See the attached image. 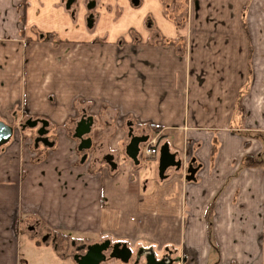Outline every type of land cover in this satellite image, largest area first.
I'll use <instances>...</instances> for the list:
<instances>
[{
    "label": "crops",
    "instance_id": "crops-1",
    "mask_svg": "<svg viewBox=\"0 0 264 264\" xmlns=\"http://www.w3.org/2000/svg\"><path fill=\"white\" fill-rule=\"evenodd\" d=\"M16 117L57 140L0 150V264H39L33 226L130 261L264 264V0H0V119ZM82 121L105 135L88 155ZM129 128L159 129L181 168L143 177L118 153Z\"/></svg>",
    "mask_w": 264,
    "mask_h": 264
},
{
    "label": "rangeland",
    "instance_id": "rangeland-1",
    "mask_svg": "<svg viewBox=\"0 0 264 264\" xmlns=\"http://www.w3.org/2000/svg\"><path fill=\"white\" fill-rule=\"evenodd\" d=\"M31 119L32 118L29 119V118H26V117H16L17 121L15 123L9 121L10 122L9 125H11L14 128V130H15L13 139L14 138L15 139L19 138V139H22L24 142L25 141L29 142L31 149L34 150V144L33 143H34V138L36 137L37 128L33 129V128H30L28 126H25L27 121L31 120ZM32 120H37V119H32ZM23 127H25V128H23ZM48 131H49V138L54 140V141H56L57 140V135H56V133H54V131L51 128L50 125H49V128H48ZM72 133H73L72 135L77 139L78 142H80L81 140H88L89 139L87 136H84V137L79 139L78 135L75 134L74 131H72ZM126 135L127 136L124 137V139L120 141V148L118 149V153L123 158H128L126 156V147L125 146H127L129 144L130 140L128 138V133ZM147 135L158 139V137L156 136L157 133H156V135L155 134L154 135L153 134H147ZM103 137H105L104 134H101L98 131L95 132L91 136L92 145L95 143L96 146H97L98 143H100L102 141ZM46 148L47 147L40 146L39 149L41 151H44V150H46ZM92 149L94 151L95 148H93V147L91 148L90 147L89 149L83 150L81 152L79 151V154L88 155L91 152ZM143 149H144V147H143ZM159 156L160 155H158V156H156L154 158H147L146 155H145V152L141 151V155H140V158H139L140 159V163H141V169H140L139 172H140V174L143 177H147L149 179L150 178L152 179V178H155L157 175H159V170H158V167H159ZM113 167L116 168L115 166H113ZM38 233H39V235H38ZM29 235L30 236L38 235L39 238L38 237L37 238L39 239L38 241H39L40 244H41V241L43 240V237L46 236V237L49 238L50 245L48 246V248L34 251V255L36 256V259H37L36 262H39V264H41L45 260H50V262L48 264H77L76 261H75V258H76L75 255L76 254H79V253L84 254V250H86L87 247L89 246L88 244L90 242H93L94 240L95 241L99 240V243H100V239L98 237H92V236L84 237L83 235L76 234V235H74L75 238H71V240H70V242L72 244L70 242L68 244H64L60 248V251H59V250H57L58 248L55 245L56 244L55 238L57 236L56 233H54V232H50L49 233L45 228L42 229V228H40L38 226H33V229L31 230ZM29 239L30 238L28 237V235L24 232V234L22 236V242H23V246L24 247L26 246V243L29 241ZM83 248H84V250H83ZM52 249L55 252H53ZM139 250H140V248H138V246L135 247V251H133V259H132V261H130L129 264H136V262H137V264H145L146 263V260H147L146 257H139V258L137 257V255L139 254ZM151 253H153V252H150V254ZM144 254L146 255V253H144ZM110 264H113V262H111ZM119 264H121V263H119Z\"/></svg>",
    "mask_w": 264,
    "mask_h": 264
},
{
    "label": "water",
    "instance_id": "water-1",
    "mask_svg": "<svg viewBox=\"0 0 264 264\" xmlns=\"http://www.w3.org/2000/svg\"><path fill=\"white\" fill-rule=\"evenodd\" d=\"M66 3L67 9H71L78 0H62ZM90 9L93 6L89 7ZM93 21L89 20V27H92ZM39 125L41 126L40 130L38 131V136L40 139L36 140V144H38L39 140L49 148L53 147L52 143H49L48 139L45 138L46 134L48 133L49 122L47 120H28L25 126L30 128H38ZM25 128V127H23ZM86 132V131H85ZM84 131H79L78 137L79 139L83 137L85 134ZM15 130L14 128L3 122L0 119V150L3 149L6 145H8L14 137ZM129 139L130 142L126 147V156L135 164H140V155H141V148L149 141V136H135L133 134V129L129 131ZM91 145L90 140H82L80 149H89ZM182 166V162L177 160V155L172 154L170 151V147L168 144L162 145L160 149V156H159V176L163 177L169 169H180ZM190 176L188 177V181H192L194 179L195 171L192 167L189 169ZM103 249L102 247L97 248L96 252L93 254H89L86 257L79 260L78 257L75 258L77 264H100L102 259L100 255V251L98 249ZM132 257V251L128 247H123L119 254L116 255V259L121 261L122 263H129Z\"/></svg>",
    "mask_w": 264,
    "mask_h": 264
},
{
    "label": "flooded vegetation",
    "instance_id": "flooded-vegetation-1",
    "mask_svg": "<svg viewBox=\"0 0 264 264\" xmlns=\"http://www.w3.org/2000/svg\"><path fill=\"white\" fill-rule=\"evenodd\" d=\"M90 19H92V17H90ZM37 120H44V119H37ZM40 128H41V126L39 125V127L36 130V132H37L36 133V137L34 138V143L33 144H34V150L35 151L39 150L40 146L47 147L49 149V147L45 146L40 140H39L38 144H36V140L40 139L39 136H38V131L40 130ZM90 129H91V121L90 122L82 121V122H80L78 124V126L76 128V134L78 135L79 131H84V132L86 131V134H84V135H90V132H89ZM130 129H133V128H129V131H130ZM133 134L135 136H148L147 134H143V133L142 134H136V133H134V130H133ZM45 138H47L49 143H52L53 146H54V142L55 141L49 138V131L46 134ZM88 138H89L88 140L91 141V145H90V147H91L92 146V140H91L90 137H88ZM128 138H129V135H128ZM80 146H81V144H80ZM79 150L83 151L84 149L81 150L80 147H79ZM83 160H85V157H84ZM109 163L111 164V162H109ZM125 246L128 247L124 243H120V242L112 243L110 240H107V241H103L101 243L89 245L86 250H84V248H83L84 254L79 253V254H76L75 256L78 257L79 260H81L82 258L86 257L87 255H89L91 253L94 254L96 252L97 248L102 247L103 249H101V248L98 249V250H101L100 251V255H101L102 261H101L100 264H110L113 261H118V259H116V255L119 254V251H121L123 249V247H125ZM145 264H158V263L155 261L154 256L150 255V256L147 257V260H146Z\"/></svg>",
    "mask_w": 264,
    "mask_h": 264
},
{
    "label": "trees",
    "instance_id": "trees-1",
    "mask_svg": "<svg viewBox=\"0 0 264 264\" xmlns=\"http://www.w3.org/2000/svg\"><path fill=\"white\" fill-rule=\"evenodd\" d=\"M47 39L49 40L50 37H47ZM159 132V129H156L155 130V133H158ZM246 164L248 166H255V165H259V164H262V163H254L253 162V158L252 157H247L246 158ZM161 179H165L166 178V174L163 176V177H160ZM209 236H210V241H211V244H212V248L213 250H217V246L213 240V237H212V229L209 230ZM55 242H56V246L58 248V250L60 251V248L64 245V244H68L71 240V237L69 235H66V234H57L56 238H55ZM71 243V242H70ZM72 244V243H71Z\"/></svg>",
    "mask_w": 264,
    "mask_h": 264
},
{
    "label": "built area",
    "instance_id": "built-area-1",
    "mask_svg": "<svg viewBox=\"0 0 264 264\" xmlns=\"http://www.w3.org/2000/svg\"><path fill=\"white\" fill-rule=\"evenodd\" d=\"M144 147V149H143ZM142 147L147 158H154L160 154V142L158 139L150 137L149 141Z\"/></svg>",
    "mask_w": 264,
    "mask_h": 264
}]
</instances>
